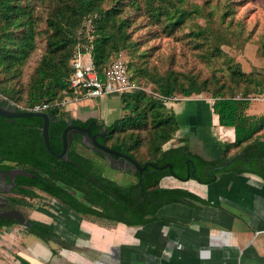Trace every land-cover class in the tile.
Masks as SVG:
<instances>
[{
    "label": "trees",
    "instance_id": "obj_1",
    "mask_svg": "<svg viewBox=\"0 0 264 264\" xmlns=\"http://www.w3.org/2000/svg\"><path fill=\"white\" fill-rule=\"evenodd\" d=\"M58 1L45 20L47 29L45 51L35 67L26 98L28 105L26 107H33L36 103L49 104L47 111L52 115L54 121L49 124L48 140L54 151L61 147V135L67 116L59 112L61 103L55 100L61 101L66 95L72 94L70 61L76 46L81 45L90 49L92 62L101 75L103 69L119 50L126 46L128 37L125 30L127 23L124 20L116 22V8L104 11L100 7L99 0ZM173 6L175 15H171L170 22L173 25H178L182 22L183 15L175 4ZM89 19L91 21L88 24L87 20ZM35 27L33 6L30 0H25L24 4L21 0H0V67H4L8 71L21 68L35 49L37 34ZM236 73L245 80L252 81L239 69L236 70ZM254 83L257 86L254 88V93L264 91L260 87V81H254ZM179 86L175 79L172 80L168 77L162 78L158 82L157 93L155 92L150 97L141 91L134 92L136 90L119 96L122 109L138 110L143 100L146 105H149L151 122H153L149 148L153 153V158L137 159L133 153L137 142H133L131 139L113 144L117 149L129 152L141 165L146 162H153L157 166L172 163L173 168L180 169L182 172H171L167 168L147 166L142 173L137 172L135 183L122 186L111 182L109 190L102 195L99 186L85 176L79 168L69 162L59 160L46 150L38 129L42 127L43 120L41 118L22 117L17 119L18 124L38 127L35 132L37 134L36 144L39 146L37 161L25 157L20 159L21 163L29 164L34 168L33 172L38 174L35 179L23 178L25 182L22 183L49 193L67 207L84 215L96 218L102 215L112 219L113 222L134 226L145 225L158 219L156 213L162 205L173 202L188 204H193V201L205 202L186 189L159 186V181L165 176L180 175L185 177L186 162L189 159L196 164V177H199L201 183L215 181L217 174L221 171L248 172L264 179V150L254 137L258 130V122L246 114L249 103L246 100L235 99L234 96L216 94L211 106L213 113L218 117V124L233 128L234 140L230 146L239 147L234 154L231 156L223 154L218 161H208L191 153L186 145L162 149V145L172 138L179 125L175 114L166 110L164 102L159 96L171 97ZM205 88V82L197 83L191 80L188 85H182L180 90L183 95L190 96L199 94ZM247 92L244 94H248ZM6 98L12 101L11 98ZM144 122L145 111L140 110L138 117H135V120L129 124L136 126ZM116 123L108 126L110 139L113 130L117 127ZM9 125L10 122L4 118L0 119V152L4 155L10 151L6 149L9 139L21 141L23 138V127H21L22 133H14L13 137L7 136V130L12 131ZM122 125L124 126V123ZM22 155H26V153L23 152ZM71 158L82 169L92 173L93 167L83 156L75 153ZM230 160L232 161L228 166L220 167ZM189 178L195 177L190 175ZM72 190L75 193H72ZM22 193L29 197L36 195L34 190L22 191ZM101 197L105 198L104 202L100 200ZM23 203L29 202L24 201ZM87 203L98 207L103 206L104 213L92 209ZM13 223L18 222L12 220L2 224ZM42 225L45 227L44 233H38L32 229L27 230L48 239L53 233L46 224Z\"/></svg>",
    "mask_w": 264,
    "mask_h": 264
},
{
    "label": "crops",
    "instance_id": "obj_2",
    "mask_svg": "<svg viewBox=\"0 0 264 264\" xmlns=\"http://www.w3.org/2000/svg\"><path fill=\"white\" fill-rule=\"evenodd\" d=\"M114 96L97 99L111 112L117 109ZM93 100L80 99L69 105L73 109ZM211 106L191 100L181 114L187 125L181 133L196 137L193 154L218 161L227 143L234 140V132L218 124ZM246 114L257 120L254 137L264 150V102L249 103ZM182 134H177L178 139L183 140ZM159 186L186 189L205 202L168 203L158 208V219L129 226L82 215L57 201L48 211L33 209L31 215L71 246L44 241L13 223L0 229V264H264L263 178L221 171L210 183L165 176Z\"/></svg>",
    "mask_w": 264,
    "mask_h": 264
},
{
    "label": "rangeland",
    "instance_id": "obj_3",
    "mask_svg": "<svg viewBox=\"0 0 264 264\" xmlns=\"http://www.w3.org/2000/svg\"><path fill=\"white\" fill-rule=\"evenodd\" d=\"M21 2L24 4L25 0ZM57 2L59 1L30 0L37 32L35 49L21 68L8 71L0 67V96L11 98L21 107L28 106L26 98L30 81L45 51L47 35L45 20ZM99 2L104 11L110 8L117 9V23L120 20L127 23L126 46H123L116 55H121L125 59L129 77L139 86L134 92L141 91L150 97L157 93L158 82L168 77L175 79L180 85L171 97L163 101L166 110L175 114L179 127L172 138L162 145V149L186 145L191 152L195 148L196 137L190 132L188 135L181 133L182 128L184 130L187 126L181 114L191 100L205 102L210 106L216 94L236 96L246 91L253 92L254 88H257L254 81H260V87L264 89V0H99ZM173 4L183 15L182 22L178 25L170 22L171 15H175ZM237 69L248 75L252 81L240 77L236 73ZM191 80L197 83L205 82L206 88L199 94L185 96L180 87L188 85ZM107 96L113 98V95ZM97 98L89 102V105L72 109L69 104L77 100H73V94H68L63 99H67L68 102L60 104L59 112L66 115L78 112L98 118L102 116L109 125L117 122L110 142L118 143L131 139L137 142L133 150L137 159L153 158L149 148L153 133L149 105L143 100L138 110L122 109V104L120 105V100L115 95L117 109L110 112L104 102ZM63 100L55 101L62 103ZM140 110L145 111V122L136 126L130 125L129 123L138 117ZM177 134H182L183 140L178 139ZM230 144L227 143L224 149L226 156H231L239 149ZM102 167L104 175L120 183H125L131 178L128 174L113 170L106 163L102 164ZM39 194L38 198L28 201L29 206L23 208L26 213L31 214L33 209L48 211V208L57 203V200L43 193Z\"/></svg>",
    "mask_w": 264,
    "mask_h": 264
},
{
    "label": "flooded vegetation",
    "instance_id": "obj_4",
    "mask_svg": "<svg viewBox=\"0 0 264 264\" xmlns=\"http://www.w3.org/2000/svg\"><path fill=\"white\" fill-rule=\"evenodd\" d=\"M0 107L7 109V110H12V111H19L20 110L12 101H10L6 97H4V98L0 97ZM40 112H47L50 115L49 124L51 121H54V119L52 118V115L47 110L40 111ZM33 117L42 119V117H40V116H33ZM1 118H4L7 122H10L9 126L11 127L10 130H12V131H8L9 130L8 129L6 132L7 136L13 137L14 133H22L21 127H23L24 132L22 133L23 138L21 141H19V140L14 141L12 139L8 140V142H7L8 146L6 149H9L10 151L7 154L4 155L3 153L0 152V224H1L0 229L4 226H7V224H2V223L6 222V221L14 220V219H7L6 218L7 215H10L11 212L19 210L22 213V216L27 221H29L31 223V227H24V228L32 229L38 233H44L45 227L42 224H45V223L37 220L31 214L26 213V211L23 208L26 206H29L30 204L29 203L24 204L23 202L29 201V200L34 199V198H38L40 195L39 193H43L44 195L49 196L50 198H53L60 203H62V202L59 199H57L56 197H53L52 195H50L49 193L41 191V190L37 189L36 187H32L30 185H26L25 183H22V182H25L23 180V178L26 177V178H34L35 179V178H37L38 174L33 172L34 168L31 167L29 164H25V163L20 162V159L23 157L31 159L32 161L38 160L39 146L36 144V140H37L36 135L37 134L35 132L36 128H38V127L31 126V125L22 126V125L18 124V122H17L18 118H14V117H5V116L0 115V119ZM93 121H95V123L91 124ZM107 123L102 118H97V117L80 118V117L73 116V115H67L65 118L64 129L68 128L66 136L70 135V141L67 144L66 149H65L64 155L65 154L66 155L65 156L63 155L61 158L56 157L59 160L69 162V163L73 164L74 166H76L77 163L71 158V156H74L75 153L83 156V158H85L87 161H89V163L93 167V170H91V172L94 174L88 172L86 169H82L79 166V164H77L79 167L78 166H76V167L79 168L85 174V176L90 178L92 181H94L99 186L100 192L102 195L105 194L107 190H109L111 182H115L116 184L122 185V186H126V185H130V184L135 183L137 180L136 174L138 172V171H135V172L132 171L130 169V166H127L125 161H122V165L124 166L125 169L124 168L123 169L112 168L110 166V163H109V158L106 155L101 154L94 149V141H96L100 145H104L108 148L115 149L116 151L127 154L133 158V156L129 152H125V151L117 149L115 147V145L112 142H110V136H109L110 130L108 129L109 123L108 124ZM89 124H91V126H90L89 130L87 132H85L86 131L85 129L88 127ZM41 128H38L40 130L39 133H41ZM64 129H63V131H64ZM63 131H62V134H63ZM85 133H87L88 140L89 139L91 140L90 142L92 143V145L89 144L88 141L86 140V138L84 136ZM41 135H42V133H41ZM93 137H94V139H93ZM43 142H44V140H43ZM62 147H63V143H62V135H61V147L56 152L59 153L62 150ZM45 148H46V146H45ZM23 152H25L26 155H22ZM118 159H119V157H117L114 160V164L117 166H119V162L117 161ZM104 163H106L113 170H116L120 173L128 174L131 178L125 183H120V182H118L112 178L107 177L106 175H104V171H103V167H102V164L104 165ZM166 168L169 169V171H171V172H177V171L182 172L180 169L173 168V164H172L171 168H168V167H166ZM13 169H25L26 171L31 172V173L35 174L36 176L27 177L25 175H16L13 178V181L11 182L10 178L8 176V173H10ZM196 170H197L196 164L194 163V161L189 159L186 162V169H185L186 176L182 177L180 175H176V177L175 176H173V177L177 178V179L179 177L185 179L188 176V179H191V178H189V176L192 175L195 177L192 179L196 180V178H199L198 176L196 177ZM96 177H98V178H96ZM30 190H34V192L36 193V195L34 197L25 196L22 193V191H30ZM72 191H73L72 193H75L74 190H72ZM100 200L102 202H104L105 198L101 197ZM87 205L90 206L92 209L97 210L100 213H104L103 206L98 207V206L90 205L88 203H87ZM69 209H71V208H69ZM71 210L74 212H77L73 209H71ZM77 213H79V212H77ZM80 214H82V213H80ZM82 215H84V214H82ZM85 216H87V215H85ZM98 218L105 220L109 223H118V222H113L112 219L105 218L102 215ZM17 224H19V223H17ZM47 226H48V229L53 233V235L48 237V239H46L43 236L42 237L37 236V235L36 236L41 238L44 241H48L50 239L56 240L59 242L58 243L59 246H63L66 248L71 246L69 243L60 240V238L57 237V235L54 234V232L50 229L49 225H47Z\"/></svg>",
    "mask_w": 264,
    "mask_h": 264
},
{
    "label": "built area",
    "instance_id": "obj_5",
    "mask_svg": "<svg viewBox=\"0 0 264 264\" xmlns=\"http://www.w3.org/2000/svg\"><path fill=\"white\" fill-rule=\"evenodd\" d=\"M90 21V19L87 20L88 24ZM70 63L72 67L70 87L73 100L96 98L107 95L120 96L121 94L130 93L139 89V86L129 77L126 61L121 55H116L103 69L102 74L99 75L92 62L90 49L77 45ZM0 97L4 98L3 96ZM159 97L163 101L169 98L163 96ZM234 98L246 100L248 103L255 101L264 102V91L238 94L234 96ZM66 102H68L67 99L63 100L61 104H65ZM14 104L20 110L28 111L40 112L49 108V104L47 103L38 104L33 107H21L16 103Z\"/></svg>",
    "mask_w": 264,
    "mask_h": 264
},
{
    "label": "water",
    "instance_id": "obj_6",
    "mask_svg": "<svg viewBox=\"0 0 264 264\" xmlns=\"http://www.w3.org/2000/svg\"><path fill=\"white\" fill-rule=\"evenodd\" d=\"M0 115L5 116V117H14V118L33 117V116L42 117L43 124H42V128H41V133H42V137H43L46 149L48 150V152L50 154H52L55 157L61 158L64 155L66 146L70 141V135L66 136L68 128H65L63 131V134H62L63 147H62V150L58 153V152L54 151L49 144L48 127H49L50 115L47 112L28 111V110L12 111V110H7V109L0 107ZM93 123H95V121H93L91 124H93ZM91 124H89L88 127L85 129L86 130L85 132H87L89 130ZM84 136H85L86 140L88 141V143L92 145V143L90 142L91 140L90 139L88 140L87 133H85ZM93 139H94V137H93ZM94 149L96 151H98L99 153L106 155L109 158L110 166L114 169H118V168L123 169L124 166L122 165V161H125L127 166H130V169L132 171H134V172L138 171L139 173L143 172L147 166H151L152 168L158 167V168H162V169H164L166 167H168V168L172 167V163H166L162 166H157L153 162H146L143 165H141L139 162H137L134 158L130 157L129 155L124 154V153L119 152V151H116L115 149L108 148L104 145H100L96 141H94ZM117 157H119V159L117 160L119 162V166L114 164V160ZM231 161L232 160L225 162L220 167L228 166ZM76 166H78V165L76 164ZM16 175H25L27 177L36 176L35 174L28 172L25 169H13L10 173H8V176H9L11 182L13 181V178ZM178 179L179 180H187L188 176L185 179H183L181 177H179ZM196 181L200 182V179L196 178ZM6 218L7 219H14L23 227H31V223L29 221H27L22 216V213L19 210L11 212V214L7 215Z\"/></svg>",
    "mask_w": 264,
    "mask_h": 264
}]
</instances>
